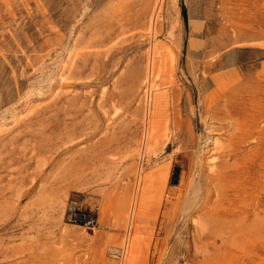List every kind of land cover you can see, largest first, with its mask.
<instances>
[{"label": "rangeland", "instance_id": "obj_1", "mask_svg": "<svg viewBox=\"0 0 264 264\" xmlns=\"http://www.w3.org/2000/svg\"><path fill=\"white\" fill-rule=\"evenodd\" d=\"M0 264H264V0H0Z\"/></svg>", "mask_w": 264, "mask_h": 264}, {"label": "built area", "instance_id": "obj_2", "mask_svg": "<svg viewBox=\"0 0 264 264\" xmlns=\"http://www.w3.org/2000/svg\"><path fill=\"white\" fill-rule=\"evenodd\" d=\"M68 218L74 222L83 223L94 227L97 223L96 218L89 212L71 205L68 209Z\"/></svg>", "mask_w": 264, "mask_h": 264}, {"label": "bare ground", "instance_id": "obj_3", "mask_svg": "<svg viewBox=\"0 0 264 264\" xmlns=\"http://www.w3.org/2000/svg\"><path fill=\"white\" fill-rule=\"evenodd\" d=\"M74 53V52H73ZM65 59V58H64ZM60 60V62L58 63V64H60L61 65V63H63V60L60 58L59 59ZM67 60V59H66ZM63 66V65H62ZM61 66V67H62ZM59 72V71H58ZM61 75V74H60ZM61 77H62V75H61ZM63 80V82L65 83V81H64V78H62ZM65 80H67V79H65ZM61 81V80H60ZM41 87V86H40ZM63 86H61V88H62ZM199 157H202L203 156V154L204 153H208V152H210L211 150H213L214 148H213V143H212V135H209V134H207V136H200V143H199ZM213 152V151H212ZM209 154H211V153H209ZM227 205V204H226ZM225 209L224 210H227L229 207L228 206H225L224 207ZM229 210H231V209H228V211H226V212H230ZM236 212V211H235ZM219 215V214H218ZM235 216H237L238 217V215H235ZM219 220H220V216H216ZM239 220V218H232V220L231 221H229L230 223H232V222H236V221H238ZM224 221V220H223ZM222 221V222H223ZM228 222V223H229ZM233 225V224H232ZM229 226H231V225H229ZM131 257V256H130ZM132 260L133 259H131L130 258V260H129V263H131L132 262Z\"/></svg>", "mask_w": 264, "mask_h": 264}, {"label": "trees", "instance_id": "obj_4", "mask_svg": "<svg viewBox=\"0 0 264 264\" xmlns=\"http://www.w3.org/2000/svg\"><path fill=\"white\" fill-rule=\"evenodd\" d=\"M183 13L185 14V11H184V9H183Z\"/></svg>", "mask_w": 264, "mask_h": 264}]
</instances>
